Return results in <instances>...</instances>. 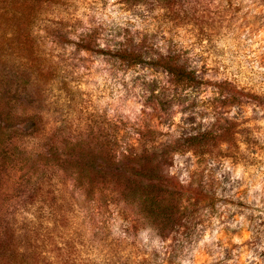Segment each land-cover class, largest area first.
Listing matches in <instances>:
<instances>
[{
    "label": "rangeland",
    "instance_id": "1",
    "mask_svg": "<svg viewBox=\"0 0 264 264\" xmlns=\"http://www.w3.org/2000/svg\"><path fill=\"white\" fill-rule=\"evenodd\" d=\"M0 264H264V0H0Z\"/></svg>",
    "mask_w": 264,
    "mask_h": 264
},
{
    "label": "trees",
    "instance_id": "2",
    "mask_svg": "<svg viewBox=\"0 0 264 264\" xmlns=\"http://www.w3.org/2000/svg\"><path fill=\"white\" fill-rule=\"evenodd\" d=\"M26 3V2H25ZM24 3V4H25ZM121 55L124 59H141V56L134 50H129L127 48L122 49ZM154 63L164 67L169 73L172 74L173 79L177 83L197 85L198 78L196 72L193 69H189L183 64H179L173 58H162L155 61Z\"/></svg>",
    "mask_w": 264,
    "mask_h": 264
}]
</instances>
